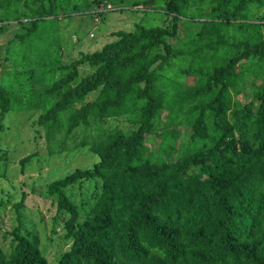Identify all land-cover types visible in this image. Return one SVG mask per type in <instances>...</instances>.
<instances>
[{
  "label": "trees",
  "instance_id": "obj_1",
  "mask_svg": "<svg viewBox=\"0 0 264 264\" xmlns=\"http://www.w3.org/2000/svg\"><path fill=\"white\" fill-rule=\"evenodd\" d=\"M0 3V28L29 21L10 40L26 46L45 22L86 13L90 5L99 15L100 6L113 8L119 0ZM129 5L161 12L169 24L114 32V41L68 65L46 60L48 51L39 59L22 56L9 81L0 83V121L9 111H39L33 124L43 130L46 146L65 149L68 137L90 121L126 117L133 126L129 132L99 130L89 145L98 161L48 184L64 219L55 264H264V12L256 23L252 15L264 0ZM194 21L202 25L199 31L168 42L180 22L189 27ZM229 29L240 38L230 42ZM83 66L90 72L79 78ZM39 74L41 89L33 87ZM187 77L194 78L192 85L184 84ZM248 77L258 82L243 103ZM183 124L191 133L179 144ZM152 137L159 139L155 155L148 150ZM34 156L19 160L21 170ZM84 182L96 190L93 204L81 209L66 190ZM25 199L22 194L16 213ZM19 217L18 226L2 235L0 264H53Z\"/></svg>",
  "mask_w": 264,
  "mask_h": 264
},
{
  "label": "rangeland",
  "instance_id": "obj_2",
  "mask_svg": "<svg viewBox=\"0 0 264 264\" xmlns=\"http://www.w3.org/2000/svg\"><path fill=\"white\" fill-rule=\"evenodd\" d=\"M131 1L119 0L118 5L99 15L94 13L97 6L90 5L86 13L66 16L60 18L59 21L45 22L38 33L27 38L26 46L10 43V40L16 34L25 32L22 27L29 26V21L26 20L22 27L14 22L6 24L7 26L4 24L5 26L0 28V83L4 84L9 81L11 72L15 70L13 68L15 66L18 68L23 62L22 56L39 59L44 57L42 52L45 54L48 51V55L44 57L46 60L53 63L58 62V59L59 64L68 65L81 53L99 51L102 46L114 41L115 38L111 37L114 32H130L135 24L146 27L169 24V19L164 21L161 12L142 11L144 7L136 9L137 7L129 5ZM3 7L0 3V16L5 17L4 12L1 14ZM263 12L264 7L261 10H253L254 23ZM198 23L194 21L186 27V23L180 22L176 38L168 39V42L177 44L183 40L188 30L195 34L202 26ZM55 27L59 31L58 34L54 30ZM48 29L50 30L46 33ZM261 30L264 36V26ZM229 35H232L228 37L230 42L240 38V34L233 33L231 29H229ZM57 39L60 41L57 44L59 46L54 43ZM180 66L187 67L188 65L184 63ZM83 67L79 69V78L90 72L88 67ZM171 75L172 73H169L168 76ZM60 76L57 73L53 79H58ZM194 81L192 77L183 80L187 85H192ZM43 82L44 78L39 74L33 87L41 89ZM257 82L250 77L246 79L244 91L239 97L243 103L253 98L252 90ZM96 95L97 91L92 92L86 101L94 99ZM253 100L257 104V101ZM39 114V111L33 110L9 111L0 121V202L4 205L0 211V242L5 232L18 226L17 216H20L22 227L36 233L39 237L40 249L55 264L56 260L52 257L63 245L64 219L58 216L56 197L47 194L48 184L76 169L90 168L98 161V157L89 152V145L95 140L99 130L105 132L118 127L124 132H129L133 126L126 117L90 121L88 127L80 126L76 129L68 137L65 149H62L59 143L46 146L43 140V130L33 124ZM165 116L164 112L161 113V119L157 123L160 128ZM177 130L181 134L178 143L188 142V135L191 133L188 125L183 124ZM158 145L159 139L152 137L148 143L150 153L156 152ZM32 154L35 156L21 170L19 160ZM94 188V184L84 182L67 189L66 193L71 201L79 205L81 209H85L94 202L92 199L93 192L96 190ZM22 194H25L26 199L23 208L16 213L14 206L20 201ZM83 203L86 206H83ZM62 250L65 251L66 248L63 247Z\"/></svg>",
  "mask_w": 264,
  "mask_h": 264
},
{
  "label": "built area",
  "instance_id": "obj_3",
  "mask_svg": "<svg viewBox=\"0 0 264 264\" xmlns=\"http://www.w3.org/2000/svg\"><path fill=\"white\" fill-rule=\"evenodd\" d=\"M110 8H111L110 6H107V9H110ZM103 10H104V8L101 6L98 11L103 12Z\"/></svg>",
  "mask_w": 264,
  "mask_h": 264
},
{
  "label": "clouds",
  "instance_id": "obj_4",
  "mask_svg": "<svg viewBox=\"0 0 264 264\" xmlns=\"http://www.w3.org/2000/svg\"><path fill=\"white\" fill-rule=\"evenodd\" d=\"M101 7V6H100ZM112 8H110V9H107V7L106 8H104V10H103V12L106 10V11H108V10H111ZM97 12H99L98 10H97ZM100 13H102V12H100Z\"/></svg>",
  "mask_w": 264,
  "mask_h": 264
}]
</instances>
